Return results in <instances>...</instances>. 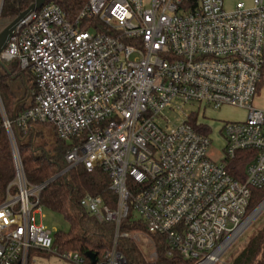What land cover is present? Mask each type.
I'll use <instances>...</instances> for the list:
<instances>
[{
	"label": "built area",
	"instance_id": "obj_1",
	"mask_svg": "<svg viewBox=\"0 0 264 264\" xmlns=\"http://www.w3.org/2000/svg\"><path fill=\"white\" fill-rule=\"evenodd\" d=\"M263 52L264 0L231 11L224 0H89L73 19L46 2L19 22L0 59L28 72L36 94L17 124L52 126L71 144L66 170L81 164L111 180L114 209L98 196L79 202L98 222L115 226L112 247L96 264L125 263L117 241L129 237L120 226L130 215L149 241L151 234L165 239L168 256L193 264L219 263L244 232L252 190L264 189V110L253 106ZM185 105L197 112L178 124L162 118ZM225 107L246 116L221 123L222 158L215 162L208 155L211 129L202 121L207 110ZM0 116L15 164L0 203V264H29L34 251L86 264L78 253H58L52 231L35 223L41 186L25 180L1 100ZM239 151L255 152L243 182L225 168Z\"/></svg>",
	"mask_w": 264,
	"mask_h": 264
},
{
	"label": "trees",
	"instance_id": "obj_2",
	"mask_svg": "<svg viewBox=\"0 0 264 264\" xmlns=\"http://www.w3.org/2000/svg\"><path fill=\"white\" fill-rule=\"evenodd\" d=\"M33 1L4 0L1 20L14 19ZM88 1L48 0L47 2L57 4L70 19H73ZM87 21L83 22V29L87 28ZM91 21L98 25L97 20ZM99 26L101 31H106L100 24ZM5 66L6 71L0 67V100L5 118L11 124V132L19 152L25 180L30 186H42L59 175L39 194V204L47 210L61 214L69 224L67 232H57L53 235V244L58 253L75 252L85 259L86 264H92L86 256L91 253L95 256L96 263H99L112 247L115 226L110 222H98L80 207L79 202L85 195L98 196L106 206L114 209L116 196L110 190L111 180L99 168L87 170L79 164L66 170L68 164L65 156L71 144L59 140L57 136L52 151H45L42 147L34 145L30 133L31 122L22 127L17 124V119L24 111L33 107L36 94L35 81L28 72L18 73L16 62L6 63ZM13 83L20 85L21 97L13 89ZM262 86H264V52L258 89ZM204 132L208 133L209 129H204ZM254 156V151L237 152L234 159L226 163V171L235 180L243 182L245 167ZM14 179L15 164L12 146L0 116V203L5 200L7 189ZM9 192L15 194L16 188L11 186ZM263 200L264 189L252 190L246 214L255 210ZM132 218L130 215L120 226V234H128L129 237L120 236L117 241V251L123 256L124 264H193L182 259L178 253L168 256L165 239L156 234L148 235L154 257H147L138 241L131 237L135 233L144 234V227ZM231 264H264V225L248 240Z\"/></svg>",
	"mask_w": 264,
	"mask_h": 264
},
{
	"label": "rangeland",
	"instance_id": "obj_3",
	"mask_svg": "<svg viewBox=\"0 0 264 264\" xmlns=\"http://www.w3.org/2000/svg\"><path fill=\"white\" fill-rule=\"evenodd\" d=\"M237 3H243L246 8L252 7L253 0H224V10L231 11ZM90 33H94L93 30ZM13 89L17 92L19 97L22 96V90L20 85L13 83ZM27 98V97H26ZM197 107L191 105H185L181 108V111H169L166 110L163 115V119L168 120L169 124H178L184 118V115L190 113H196ZM206 120L202 121L203 125L211 129V146L209 148L208 155L212 161L218 162L222 158V152L219 150L222 148V138L218 134V128L223 122H235L241 121L245 117L244 110L235 109L230 107L222 108L218 111L207 110L204 114ZM30 133L35 146L42 147L45 151H52L55 146L56 135L54 128L50 125L32 122L30 124ZM254 211V210H253ZM252 211V212H253ZM251 212V213H252ZM134 218L137 215L132 211ZM35 223L37 225H43L48 230L52 231L53 235L57 232H67L69 230V224L64 217L56 212H52L45 208H42L40 212H36L33 215ZM264 225V210L260 212L255 218L249 221L247 228L244 232L234 241L228 251L222 256L221 260L217 264H231L236 255L246 245L248 240ZM136 234V233H135ZM138 244L147 257H154L152 250V243L146 238L143 233H137ZM134 235V234H133ZM29 264H70L62 258L43 252L34 251L29 260Z\"/></svg>",
	"mask_w": 264,
	"mask_h": 264
},
{
	"label": "water",
	"instance_id": "obj_4",
	"mask_svg": "<svg viewBox=\"0 0 264 264\" xmlns=\"http://www.w3.org/2000/svg\"><path fill=\"white\" fill-rule=\"evenodd\" d=\"M47 1L48 0H34L25 11L21 12L14 19L7 20V21H2L1 20V23H0V55L6 49L7 44L9 42V40L11 39V37L14 35L15 29H16L17 25L19 24V22L22 19H24L27 15H29L30 13H32V12L40 9ZM0 67L2 69H4L5 71L7 70L5 64L1 61V59H0ZM58 176L59 175L53 177L52 179H50L49 181H47L45 184H43L41 186V190L45 186H47L48 184H50L52 181H54ZM263 202H264V200L251 213L252 215L259 209V207L261 206V204ZM86 256H87V258L90 260V262L92 264H96L95 256L93 254L88 253Z\"/></svg>",
	"mask_w": 264,
	"mask_h": 264
},
{
	"label": "crops",
	"instance_id": "obj_5",
	"mask_svg": "<svg viewBox=\"0 0 264 264\" xmlns=\"http://www.w3.org/2000/svg\"><path fill=\"white\" fill-rule=\"evenodd\" d=\"M253 106L257 109L264 110V86L258 89L257 95L253 100ZM245 116H246V112H245Z\"/></svg>",
	"mask_w": 264,
	"mask_h": 264
},
{
	"label": "bare ground",
	"instance_id": "obj_6",
	"mask_svg": "<svg viewBox=\"0 0 264 264\" xmlns=\"http://www.w3.org/2000/svg\"><path fill=\"white\" fill-rule=\"evenodd\" d=\"M264 210V202L261 204V206L259 207V209L252 215L251 218L256 217L258 214H260V212H262Z\"/></svg>",
	"mask_w": 264,
	"mask_h": 264
}]
</instances>
